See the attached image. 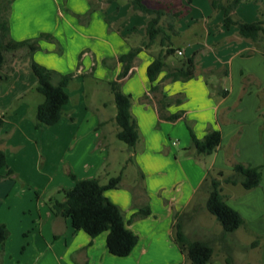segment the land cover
<instances>
[{
	"label": "crops",
	"instance_id": "crops-1",
	"mask_svg": "<svg viewBox=\"0 0 264 264\" xmlns=\"http://www.w3.org/2000/svg\"><path fill=\"white\" fill-rule=\"evenodd\" d=\"M145 3L149 7L162 4L169 9L167 17L160 21L167 28V35H171L175 49L166 60L167 65L195 56L193 78L171 82L164 79L165 69L151 84L146 69L161 50L156 43L142 48L128 74L119 80L122 92L131 97L130 111L139 132L136 145L124 149L129 157L126 164L133 167L137 177L139 173L143 176L139 186L144 192L137 202L140 207L147 205L150 214L131 220L137 208L132 206L134 187L127 184L126 178L117 189L104 192L122 210L126 227L138 237L132 252L118 258L106 248V233L91 238L83 231L73 230L69 219L54 217L48 208L39 209L38 234L33 242L39 251L37 264H181L184 257L172 240L175 214L182 215L186 236L210 243L223 255H214L208 264H225L229 256L234 264L233 253L239 251L243 252V259L248 253L258 252L264 263V238L240 242L241 237L235 232L224 235L221 229L212 233L199 222L203 208L195 203L208 170L230 172L234 162L260 167L262 181L258 188L242 193L237 189L240 185H223L222 194L227 205L244 218L252 235L264 236V55L259 50L260 44L240 38L233 26L226 28L223 13L214 10L212 0H145ZM174 13L180 14L178 20L173 18ZM235 15L247 23L264 20V0L241 3ZM170 23L175 36L168 30ZM145 26L146 17L133 11L131 0L12 1L11 39L21 42L48 34L51 39L39 40L33 60L58 75L74 74L66 89L68 102L63 117L52 127L71 133L83 118L95 133L78 135L81 131L78 127L75 135H54L55 141L62 144L71 136L74 151L80 154L86 148V153L94 150L97 154L86 171L77 165V170L67 172L68 176L71 174L77 180L99 178L113 144L109 135L113 127L109 130L108 123L114 122L115 115L107 116L105 111L115 106L113 97L99 101L95 92L100 89L112 96L107 84L118 79L122 70L119 57L141 46ZM152 85L159 88L155 95L150 92ZM160 95L180 101L163 111L166 116L181 112L180 119L170 122L159 118L155 97ZM42 101L43 97L36 92V78L26 64L15 68L10 80L0 84V149L7 160L8 156L18 159L29 141L36 145L26 133L38 131L36 114ZM102 129L107 135L101 134ZM212 129L221 133L219 147L207 159H194L186 151L192 145L191 133L201 140ZM16 134L18 140L14 138ZM8 169L9 178L15 173L20 175L19 170L11 166ZM3 170L0 181L9 179ZM60 181L67 189L75 184L69 177H60ZM1 204L0 201V223L8 230L17 227L24 236L28 228L11 213L9 205L4 208ZM241 236L244 237L242 233ZM8 244L7 240L0 246V253L7 250Z\"/></svg>",
	"mask_w": 264,
	"mask_h": 264
},
{
	"label": "trees",
	"instance_id": "trees-1",
	"mask_svg": "<svg viewBox=\"0 0 264 264\" xmlns=\"http://www.w3.org/2000/svg\"><path fill=\"white\" fill-rule=\"evenodd\" d=\"M13 0H0V84L7 82L12 77L18 60L21 64H26L36 78V92L43 97V101L38 105L36 114V129L43 130L57 124L64 114V106L68 102L66 89L72 82L74 74L58 75L56 72L46 69L33 60V55L39 50V40H50L48 34H41L38 39H30L17 42L11 39L9 31V18ZM256 0H212L214 10L223 13V22L226 28L235 27L238 36L259 45L260 52L264 55V20L247 23L237 18L235 10L241 3ZM133 11L140 12L146 17L145 40L140 47L132 48L129 53L119 57L122 70L116 81L109 82L108 88L113 95L115 105V124L118 128L116 138L125 143L129 149L133 148L139 140V132L130 107L131 97L121 90L120 79L124 78L142 48H148L156 43L161 50L154 56L152 62L146 69V75L151 84L157 81L159 74L166 69L164 79L171 82L187 81L195 76V56L181 58L173 65L168 66L166 60L175 53L171 35H167V28L160 25V21L169 10L162 4L149 7L145 0H131ZM171 15H169L170 17ZM173 18L178 20L180 14L174 13ZM261 17V16H260ZM168 30L172 35H176L171 23ZM57 81L54 82V79ZM159 91L157 85H152L150 92L156 94ZM157 100V110L159 118L174 122L181 118V112L166 116L163 111L171 104H179L178 99H173L164 95L155 97ZM264 120V115H263ZM192 145L186 151L191 156L200 160L212 155L221 143V133L218 129L208 131L201 140H198L191 133ZM131 160V159H130ZM129 160V161H130ZM5 169L6 176L11 174L7 167L5 153L0 149V171ZM74 181L71 189L58 190L56 194H61L62 199L55 196L48 198V209L54 217L69 219L71 227L75 231H83L91 238L106 233V248L110 255L118 258L127 257L138 242V237L130 231L125 224L122 210L111 203L105 196L107 190L117 189L122 180L119 175L110 178L106 184L100 183V178L88 180H77L69 174ZM139 179L143 176L139 173ZM262 181L260 167H253L250 164L234 162L231 164L230 172L221 169H210L200 189L206 190L204 208L215 218L222 228L224 235L232 234L239 229L252 234L248 229L244 218L229 205L222 194V186L240 185L244 191H252L258 188ZM142 192L143 189H142ZM133 193V208L137 212L131 217L145 218L149 216L150 209L147 205L138 206L139 197ZM195 211V210H193ZM172 226V240L180 254L184 257L181 264H208L213 261L215 255L213 246L205 241L192 240L185 235L183 229L182 215L175 214ZM10 233L5 224L0 223V246H4L9 239ZM264 236H256V240L263 239ZM256 242H253L254 246ZM225 264H232L229 256Z\"/></svg>",
	"mask_w": 264,
	"mask_h": 264
},
{
	"label": "rangeland",
	"instance_id": "rangeland-1",
	"mask_svg": "<svg viewBox=\"0 0 264 264\" xmlns=\"http://www.w3.org/2000/svg\"><path fill=\"white\" fill-rule=\"evenodd\" d=\"M14 62L17 65L16 68L23 67V64L19 63L18 60ZM95 96L99 101L103 100L105 102L113 97V95L111 96L108 92L100 89L95 92ZM105 113L107 116L115 115L116 109L115 107H109ZM89 124V122L87 123V121L82 118L71 133L66 130H55L56 128L52 126V128L46 127L41 131L32 130L34 133H32V131H27V137L36 142V145L29 141L26 147L21 149L18 155L19 160L17 157L13 158L8 156L7 167L11 166L13 169L14 167H19L14 170H19L20 175L15 173L12 178L8 177L9 179L4 178L0 181V201L3 203L1 205H3L4 208L9 205L11 207V213H13L17 220L22 222L23 226L28 229H26L25 235L23 236L21 235V231L17 230V227L12 226V229L9 230L8 248L5 252L2 251L0 253V264H37L39 251L34 247L33 242L35 238L34 235L38 234L37 214L39 209L48 208L47 204L50 196L62 199V195L56 193L58 190H67V188L62 187L60 177H69L71 181L67 172L72 173L74 170H77V165H81L80 168L86 171L88 166H91L90 160L93 159L94 156H97L94 150H90L86 153L87 148L84 153L81 154L76 150L74 151V139H71V136L62 144L61 141H55L54 135H75L74 133L79 129L78 127L81 129L78 135H95L93 130L90 129ZM112 127L118 131L115 121H110L108 123V129L110 130ZM113 128L111 133H109V135L113 137V144L109 150L110 155L108 159H106L104 168L99 175L100 183L106 184L110 178L121 175L123 180L124 178L127 179L126 182L128 185L134 187L132 188L134 195L142 197V189L139 186L141 180L135 175L133 167L126 164L129 157L124 149L129 148L125 143L116 138L115 135L117 131L114 132ZM63 131H66L67 134H65L66 132L62 134ZM104 132L103 130L101 134L107 135ZM14 138L18 140L19 134H16ZM171 140V142H177L175 139ZM174 147L181 150L177 146ZM207 158L208 157H205V159ZM72 168L74 169L72 170ZM225 189H227V187ZM237 189L245 193L242 187L238 186ZM206 196V190L204 191V189H202L195 199V203H199L201 208H203V210L201 209V214H199V222H203L205 226L215 234L222 228L215 218L206 212L204 208ZM242 231V229H239L234 234L237 235V237H241L240 242H242L241 240H243V242L253 241L256 238L254 235ZM241 233L244 237L241 236ZM214 252L215 257L223 256L217 247H214ZM233 255L236 258L234 264H244L246 261L248 264H264L259 259L258 252L248 253L245 259H243L242 251L234 252Z\"/></svg>",
	"mask_w": 264,
	"mask_h": 264
},
{
	"label": "built area",
	"instance_id": "built-area-1",
	"mask_svg": "<svg viewBox=\"0 0 264 264\" xmlns=\"http://www.w3.org/2000/svg\"><path fill=\"white\" fill-rule=\"evenodd\" d=\"M177 55H178V56H181V55H182V53H181L180 51H178V52H177Z\"/></svg>",
	"mask_w": 264,
	"mask_h": 264
}]
</instances>
